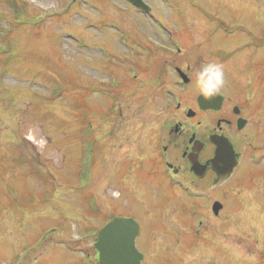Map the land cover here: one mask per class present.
<instances>
[{"label": "rangeland", "instance_id": "obj_1", "mask_svg": "<svg viewBox=\"0 0 264 264\" xmlns=\"http://www.w3.org/2000/svg\"><path fill=\"white\" fill-rule=\"evenodd\" d=\"M146 1L149 14L128 0H0V264H96L91 232L113 214L147 224L141 264H264L262 179L259 191L233 186L239 202L204 220V244L187 225L195 217L198 226L204 198L183 214L188 196L148 172L162 122L176 115L157 103L162 90L174 88L168 98L183 105L198 94L195 83L179 92L177 64L195 75L223 64L226 92L264 124V47H238L264 35V0ZM225 24L232 29L213 35ZM210 117L202 113L200 128ZM166 197L173 202L156 206ZM159 211L166 225L149 234ZM246 246L259 248L255 259Z\"/></svg>", "mask_w": 264, "mask_h": 264}, {"label": "flooded vegetation", "instance_id": "obj_2", "mask_svg": "<svg viewBox=\"0 0 264 264\" xmlns=\"http://www.w3.org/2000/svg\"><path fill=\"white\" fill-rule=\"evenodd\" d=\"M256 19H258V17ZM221 31L222 30L217 29L213 32V35L218 36L217 34H222ZM257 38H260V36L258 35ZM182 66L178 64L174 66V82L178 84L179 87H182L179 92L186 94L188 90H190V86L195 83L196 75L195 69L191 73L187 72L189 65H186L185 68ZM178 69H181L187 75V82H182L178 74ZM159 80V77L153 78L150 84H158ZM246 85L248 86L249 82H247ZM148 86L152 87L150 85ZM225 86L228 85L225 84ZM171 89H167V92ZM173 95L177 96L176 94ZM219 95L221 96V101H213V99L208 100L209 104H214L218 107H208L206 109L200 107L198 102L199 93L189 105H183V103L178 100L177 102H173V99L168 98L167 93L162 95V98L157 101V103L160 104V108L162 107V110H166L174 107L176 115L170 118H167V116L164 118L162 122L163 134L160 136L158 135L154 143L155 155L149 157V159H151L150 163L154 166V171L149 170L148 172H151V174L154 172L156 175V177L151 179L157 182L158 186L162 184L161 187L167 182V185H171L174 189L179 188L188 196V203H185L183 200L177 205L179 212L183 211L181 209L187 211L190 207L199 206L200 201L198 198H204L205 202L202 205V216L197 217L200 219V225L203 223L201 218L207 219L208 227L212 219H218L227 215V210L224 212L226 204L230 202L232 198L234 202H239V192L233 191V186L246 187L251 191H259L257 179H262L264 182V141H262V139L259 140L254 134V132H263L264 134L262 118L249 117L243 103H240L238 98L226 92L225 87ZM259 109L260 108H257V110ZM188 112H192L193 115L188 116ZM202 113L211 114V117L209 118L208 124L200 128L202 124L200 118ZM194 118H197V120L195 121ZM214 136H216V138H218L217 136L228 138L234 148L237 165L229 174L224 173L225 171H220V168H216L210 161L216 150ZM241 145L246 147L252 146V151L246 152V149L241 150ZM157 164L163 166L166 171L163 172L162 169H159ZM241 169H243V171H240ZM187 181H189L187 190L182 189L184 186L183 182L187 183ZM209 190L214 191V196L212 195L213 193L209 194ZM168 202L171 203L173 200L170 197L162 198L158 200L156 206H158L159 203H161L162 206ZM150 218L155 219L154 221L151 219L152 224L150 228L152 229H150V234L157 227L166 225L163 220L164 215H157ZM136 219L140 226V237L145 233L148 226L139 217H136ZM190 220L189 226L192 229V231L190 230V237L195 239L192 243L197 241L204 244L210 242L207 241V232H201L200 229L193 224L195 217ZM223 232L224 231H222V233ZM194 234L197 236L195 237ZM215 238L211 242L215 243L218 248L220 247L219 249L224 248L225 242H215ZM150 240V237L145 240L144 247L151 244ZM255 242H258V240L255 239ZM260 242H264V238H261ZM245 249L249 254L255 252L251 246H246Z\"/></svg>", "mask_w": 264, "mask_h": 264}, {"label": "water", "instance_id": "obj_3", "mask_svg": "<svg viewBox=\"0 0 264 264\" xmlns=\"http://www.w3.org/2000/svg\"><path fill=\"white\" fill-rule=\"evenodd\" d=\"M131 1L138 6L147 7L142 0ZM212 99L220 101L219 96ZM198 101L202 108H207L211 105L208 100H205L200 95ZM217 137H213L216 150L210 161L216 168H220V171H225L224 173H226L232 168L234 153L226 137ZM222 168L225 169L223 170ZM138 230V224L132 217L114 216L107 222L100 229L98 240L95 243L96 248L99 250L101 264H139L142 254L135 247V236Z\"/></svg>", "mask_w": 264, "mask_h": 264}, {"label": "clouds", "instance_id": "obj_4", "mask_svg": "<svg viewBox=\"0 0 264 264\" xmlns=\"http://www.w3.org/2000/svg\"><path fill=\"white\" fill-rule=\"evenodd\" d=\"M195 84L200 96L210 100L219 95L226 84L225 70L219 62L203 65L195 76Z\"/></svg>", "mask_w": 264, "mask_h": 264}]
</instances>
